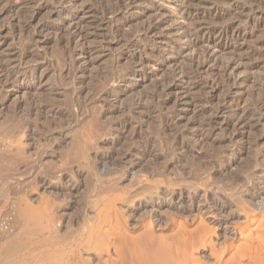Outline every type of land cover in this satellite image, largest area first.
Wrapping results in <instances>:
<instances>
[{"label":"rangeland","instance_id":"374dc122","mask_svg":"<svg viewBox=\"0 0 264 264\" xmlns=\"http://www.w3.org/2000/svg\"><path fill=\"white\" fill-rule=\"evenodd\" d=\"M15 1L0 5V264H264V0H188L192 18L177 0ZM232 22L240 36L190 71L185 32ZM235 56L232 88L215 69Z\"/></svg>","mask_w":264,"mask_h":264},{"label":"bare ground","instance_id":"6f19581e","mask_svg":"<svg viewBox=\"0 0 264 264\" xmlns=\"http://www.w3.org/2000/svg\"><path fill=\"white\" fill-rule=\"evenodd\" d=\"M3 1L4 0H0V5L3 3ZM14 1L15 0H11V2H14ZM49 1H52V3L49 2ZM75 2H77V0H45V2L41 3V5L40 4L39 5L41 7H43V6L47 7L49 5V3H51V4H55V5L56 4L57 5L60 4L62 6V5H66L67 3H71V4L74 3L75 4ZM104 2H105V0H104ZM109 2H111V1H109ZM146 2H147V0H116L114 2V4H112L110 6H109V4L107 5V3L106 4H102L100 6L99 5L100 3H99L98 7H99V9H101L103 11L104 15H107V14L116 13L118 11H122V10L126 11L127 9L139 7L140 5H144ZM255 2L259 3V1H257V0L255 1L254 0L252 2V5H253V3L256 4ZM177 3L178 4H176V6H175L176 15H178V16L180 15V16L185 17V18H189V17L193 16L192 12L189 11V7H190L189 5L190 4H189L188 0H177ZM259 4H258V8L256 7L257 4L255 5L256 9H260L259 8V6H260ZM18 6L19 5L16 6L15 3H11V4H9L7 6L6 10L7 11H13ZM251 8L253 9V7H251ZM262 8L263 7H261V9ZM62 9L63 8H61V10L56 11L57 14H62V12L65 11V10H62ZM248 10H251V9H248ZM37 12H38V10H37ZM37 12H36V9H34V11L32 12L31 16L29 17V19L27 18V25H30L34 21ZM65 14H68V15L75 14L77 16V15L80 14V12L78 10H75V12H73V13H70V11L69 12L67 11ZM261 16L264 17V11H263V14ZM165 20L166 19H161L160 21L150 22L149 25L143 27L141 29L142 34H140V36L138 38L139 41L147 38L150 34L155 33L165 23ZM251 20L252 19L248 17L247 21L245 23L248 24V22H250ZM227 24L228 25L225 26V27H221V28H217L216 27L214 29H211V31H208V32H201L202 30H198L199 27H196V26H195L194 30L189 29V30H187V32H185L183 38H181L183 40L179 43V48L182 51L189 50V52L192 54L191 61H190L191 63L190 62L188 63L190 65V67H191L190 71H192V72L196 73V75H198V73H204L205 71L209 70L210 68H209L208 64L213 59H214V61L216 60V58H214L216 56V52L221 49L223 44L224 45L226 44L225 41L227 39L231 38L232 36H240V33H241V32H239L240 30L238 31L237 28L234 29V27H235V23L234 22H232L230 24L227 23ZM223 25L224 24H222V26ZM40 27H41L40 28L41 30L46 29V28H50V27H46V26H40ZM56 30L59 31L61 29H56ZM37 32H39L38 29H35L33 34H35ZM230 32H232V34H231L232 36L231 37H230ZM82 33H83L82 23L78 22L77 24L72 26V30H71V35L72 36L70 35V41L71 42L74 41L75 38H77L78 36L82 37L83 36ZM37 41H35V42L37 43ZM134 44H135V41L132 40V42L130 41V44H129L128 47H131ZM137 64H139V66H142V67H144V65H145L144 61H142V60H138ZM242 64H243V61L239 57L238 58L236 56L235 57H230L229 59H226V60L222 61L221 63L217 62L215 70L219 71V73H220L219 75L222 76L223 83L229 85V87L230 86L232 87L234 84L238 83L237 82V71L239 70V68L241 67ZM257 65H258L257 63H253V64L250 65V67L254 68ZM2 66H4V64L2 63V61H0V68ZM174 72L176 74L180 73V74H184V75L189 76V73L187 72L185 67L181 68L179 71L177 69H175ZM213 79H214L213 80L214 82L213 81L212 82H206L205 85H209L211 87H215V83H217V82H216L215 78H213ZM0 81H1V78H0ZM173 88H175V83H172V82H166L163 85V91H165V92L166 91L171 92L173 90ZM232 88H230V92L228 94H226L225 97H223L224 98L223 101L225 103H227L232 98L231 97ZM263 88H264V81L262 83V89ZM258 103H259L258 107H260V102H258ZM237 105L233 108V111L235 112L233 114L235 116V120L234 121H236L235 123L238 124V125H245L246 126V123H248L247 119L249 118L250 115L253 114V112L250 111V110H244L243 111ZM221 112H223V110H221V111L219 110L217 115L219 113H221ZM263 120H264V118L262 116H259L258 121L262 122ZM213 121H214V119L212 118L211 121H209V124L213 123ZM192 124H196V123L192 122ZM179 197H180L179 199L183 198L182 195H180Z\"/></svg>","mask_w":264,"mask_h":264}]
</instances>
